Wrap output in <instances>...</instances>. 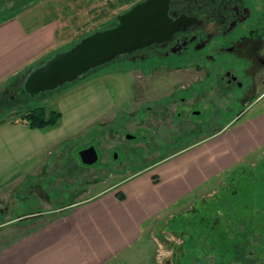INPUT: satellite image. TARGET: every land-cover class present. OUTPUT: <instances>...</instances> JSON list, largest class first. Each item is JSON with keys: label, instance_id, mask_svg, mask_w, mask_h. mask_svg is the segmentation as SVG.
<instances>
[{"label": "rangeland", "instance_id": "obj_1", "mask_svg": "<svg viewBox=\"0 0 264 264\" xmlns=\"http://www.w3.org/2000/svg\"><path fill=\"white\" fill-rule=\"evenodd\" d=\"M136 2L0 0V20L14 14L28 19L32 27L56 18L63 22L55 46L48 53L42 52L43 56L34 61L37 65L50 54L71 48L94 30L106 29ZM227 59L219 58L208 78L202 72L170 70L142 78V72H134L142 62L107 64L48 95L7 98L0 105V121L11 123L20 122L21 111L39 105L62 115L65 112L68 118L71 114L60 102L64 97L80 99L99 93L106 103L96 112H87V123L71 131L62 147L55 151L53 145L50 159L46 158L48 153L43 154L38 178L30 176L21 181L25 183L21 187L8 185L0 190V226L4 225L1 240L14 233V224L16 228L32 222L35 225L44 215L46 218L41 219L49 220L105 190H117L118 197L125 199L119 188L125 180L154 170L184 148L215 135L241 117L264 110V97L249 105L235 104L238 90L222 85L224 73L220 67ZM7 88L0 90V96ZM180 96L189 98V102L181 104ZM148 106L153 109L147 111ZM245 107L246 112L237 118L238 111ZM191 109L203 115L188 116L185 110ZM180 110L184 113L179 117ZM207 114L209 122L202 123ZM70 119L67 125L73 126L76 118L72 115ZM126 133L138 137L133 140ZM90 146L97 149L99 161L87 165L81 161L80 152ZM26 207L32 212L7 222L9 214L25 211ZM142 228L138 242L99 264H264V144Z\"/></svg>", "mask_w": 264, "mask_h": 264}, {"label": "crops", "instance_id": "obj_2", "mask_svg": "<svg viewBox=\"0 0 264 264\" xmlns=\"http://www.w3.org/2000/svg\"><path fill=\"white\" fill-rule=\"evenodd\" d=\"M62 26L59 18L34 27L19 15L0 20L2 92L6 85L12 86L17 77L35 66L34 61L43 56V51L48 53L55 46ZM79 97H64L60 101L65 103L64 111L71 115L66 118L64 112L61 124L52 129L0 121V190L8 185L21 187L30 176L38 178L37 171L44 164L43 154L48 153V159L52 150L64 145L71 131L87 123V112H96L106 103L99 93ZM72 115L76 121L68 126ZM243 118L170 156L154 170L125 180L119 187L125 199L118 197L117 190L102 191L95 198L73 205L65 214H56L49 220L41 219L46 218L44 215L39 217L42 222L35 225L33 222L18 228L12 225L14 233L3 241L4 225L0 226V264H99L117 251L122 252L127 245L138 242L142 226L149 220L168 212L184 197L263 146L264 110ZM31 212L27 208L9 214L7 222Z\"/></svg>", "mask_w": 264, "mask_h": 264}, {"label": "flooded vegetation", "instance_id": "obj_3", "mask_svg": "<svg viewBox=\"0 0 264 264\" xmlns=\"http://www.w3.org/2000/svg\"><path fill=\"white\" fill-rule=\"evenodd\" d=\"M169 16L175 21L185 19L187 24L165 42L122 54L108 64L142 62L134 70L142 72V78L163 70L202 72L208 78L212 65L225 56L228 59L220 67L224 73L222 85L238 90L233 98L235 104L249 105L264 97V0H171ZM22 88L21 82L9 86L0 96V105L9 97L15 100L23 96ZM180 98L181 104L189 102L185 96ZM146 109L150 111L153 107ZM247 109L239 110L236 117ZM185 111L188 116L203 115L196 109ZM183 113L180 110L177 115L180 117ZM203 119L202 123H208V114ZM125 135L133 140L138 137Z\"/></svg>", "mask_w": 264, "mask_h": 264}, {"label": "water", "instance_id": "obj_4", "mask_svg": "<svg viewBox=\"0 0 264 264\" xmlns=\"http://www.w3.org/2000/svg\"><path fill=\"white\" fill-rule=\"evenodd\" d=\"M171 0H142L128 11L117 15L116 23L95 30L75 42L71 48L52 54L22 77L20 93L37 98L39 95L71 84L97 67L122 54L165 42L187 24L185 19L169 16ZM81 161L95 164L98 151L90 146L80 152ZM117 154H115V158Z\"/></svg>", "mask_w": 264, "mask_h": 264}, {"label": "trees", "instance_id": "obj_5", "mask_svg": "<svg viewBox=\"0 0 264 264\" xmlns=\"http://www.w3.org/2000/svg\"><path fill=\"white\" fill-rule=\"evenodd\" d=\"M19 117L21 119L20 122L29 125L31 128L40 129V128H52L57 126L58 123H60V120L62 119L63 115L60 111L54 109L48 111L45 106L39 105V107L29 108L27 111L24 112L21 111Z\"/></svg>", "mask_w": 264, "mask_h": 264}, {"label": "built area", "instance_id": "obj_6", "mask_svg": "<svg viewBox=\"0 0 264 264\" xmlns=\"http://www.w3.org/2000/svg\"><path fill=\"white\" fill-rule=\"evenodd\" d=\"M111 1L116 2L117 0H111Z\"/></svg>", "mask_w": 264, "mask_h": 264}]
</instances>
